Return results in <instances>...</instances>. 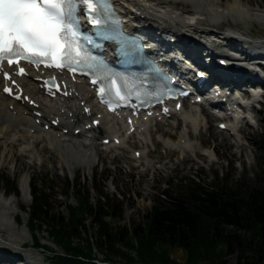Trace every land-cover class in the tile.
I'll return each instance as SVG.
<instances>
[{"label":"rangeland","instance_id":"374dc122","mask_svg":"<svg viewBox=\"0 0 264 264\" xmlns=\"http://www.w3.org/2000/svg\"><path fill=\"white\" fill-rule=\"evenodd\" d=\"M222 1L229 4L231 0ZM222 1L218 0V2ZM241 3L248 4L249 7L251 5L252 8L260 6L264 10V0H241ZM225 6L227 5L221 7L227 9ZM247 12H249L248 9ZM208 20V17H203V21ZM256 20H252L248 24V29H244V25L240 24L238 28H233L232 31L243 33L245 38L264 41V20ZM223 25H226L225 21L210 27L213 31L221 28L222 31L226 32L228 27ZM185 109L188 110L187 105ZM263 113L264 99L260 112L254 113L256 125L251 124L250 127H244L240 134L244 137L242 142L245 144L242 150L236 144L234 145V141L226 132L218 130L216 125L219 120L207 119L198 131L189 128V141L192 148L186 153L174 150V145L170 147V144L178 143V134L182 130V122H177L178 124L173 127L167 123L164 125L156 124L150 128L153 132L148 138L146 146L143 147L135 139H131L126 143V152L121 150L108 152L100 148V141L97 140L99 147L90 171L84 165H79L74 160L52 151L48 145L44 146L43 152H40L42 145L33 149L36 157L23 155L21 148L15 147L16 145L11 150L8 148L7 152L5 144L11 137L8 136L4 139V136L0 135V174L16 179L18 189V194L7 195L4 184L0 183V196L1 198L6 196V198H2V201L11 204L13 210V214L8 215L13 233L5 230L1 232V236L6 242L4 245L8 244L7 237L13 234V239L15 241L19 239L26 244L27 248L21 249L7 245L6 248L10 252H16L24 259L36 263H41L43 260L45 264H47V258L44 251L30 248L34 241L33 237L38 238L41 244L47 245L50 249L58 250L56 245L48 242L45 231H37L33 237L30 236L26 227V213L31 198L20 192V188L26 189V187L34 186L37 190H42L43 185H50L51 188L48 193L50 209L52 212L66 215L67 206L76 204L75 190L77 188L74 186L64 194V185L66 182L73 185L77 184L79 189L88 190V195L94 205H97L99 195H102V204L109 202L110 205H118L117 211H122L121 218L113 215L105 218L110 226L117 228L118 226L128 227L133 223H141L144 220L143 216L157 204L158 199L166 201V195L163 194V191L176 189L177 183L181 179H190L200 185L222 184L230 189L241 188L243 190L261 184L263 182L262 174L258 169V153L254 148L253 141L263 132L260 120ZM2 126L0 121V128ZM157 129L164 131L167 136H159L156 133ZM163 138L165 141L169 138L167 144H164ZM134 149L140 150L143 154L141 161L133 159L131 151ZM206 151L214 152V161L204 157ZM147 163L151 165V168H147ZM30 164L32 166L29 167ZM142 172L144 175L141 176ZM106 212L109 214L111 209L108 208ZM17 216L20 217V224L14 223ZM85 227V235L95 237L97 227L91 219L86 221ZM228 229L231 228L228 227ZM245 236L249 237V233H246ZM95 256L98 260H103L101 254L96 253ZM173 257L180 263L183 260L180 251H177ZM236 261V253L227 257L228 264ZM23 263V261L16 262V264Z\"/></svg>","mask_w":264,"mask_h":264},{"label":"trees","instance_id":"16d2710c","mask_svg":"<svg viewBox=\"0 0 264 264\" xmlns=\"http://www.w3.org/2000/svg\"><path fill=\"white\" fill-rule=\"evenodd\" d=\"M261 123L263 132L253 141L261 184L243 190L181 179L176 189L163 192L166 201L158 199L139 224L113 228L105 218H121L118 205L102 204L101 196L94 205L87 189L69 182L63 193L75 186L76 204L67 206L66 215L52 212L51 186L43 185L42 190L32 186L26 213L32 237L45 231L58 250L42 245L36 237L34 246L44 251L49 264H87L95 253L110 264H228L227 257L233 253L237 261L232 264H264V113ZM0 183L6 193H18L16 179L0 174ZM106 208L111 209L109 214ZM88 219L97 227L93 238L84 233ZM177 251L181 263L173 257Z\"/></svg>","mask_w":264,"mask_h":264},{"label":"bare ground","instance_id":"6f19581e","mask_svg":"<svg viewBox=\"0 0 264 264\" xmlns=\"http://www.w3.org/2000/svg\"><path fill=\"white\" fill-rule=\"evenodd\" d=\"M118 4H123L122 10L126 12L127 15L132 16L134 12H136L137 16L143 17L139 19V24L144 28L143 32L152 37V35H166L167 40L170 38H176V35H207L214 36L216 31L211 29V25H215L220 23L221 21H225L228 29L224 33V35L229 38L227 41H233L234 39L239 40V38L244 37L242 33L239 31H232L233 28H238V25L243 24L244 29H248V24L252 20H264V10L261 9L260 6L256 8H252L251 5L249 7L248 4H242L241 0H231L228 4L227 2H218V0H115ZM225 6L227 9H223L221 6ZM247 9L249 12H247ZM208 15H207V13ZM203 17H208V21H203ZM223 17V18H221ZM223 19V20H222ZM209 22V24H208ZM262 23V22H261ZM222 35V34H218ZM250 49L252 52H263L264 46L255 40L251 41ZM190 51L193 49L188 48ZM222 59V57H220ZM241 76H245L242 74ZM32 79L25 78L22 79L21 82L25 84V91L32 99L39 104L40 108L35 109L38 112L42 113L40 120L43 125L48 124L46 121L48 118L55 120V118L60 119L63 123L61 129H71L70 135H58L57 133L60 130L46 134L43 131H38L37 126L34 124L35 117L32 115V111L34 110L32 107H26L18 105V103L10 102L7 98L0 96V121L2 123V128H0V135L4 136V139L8 136L11 137L5 144L8 152L14 147L19 146L21 148L22 154L27 155L28 157L34 156L33 149H35L38 145H42L41 151L43 152L45 149V145H49V148L56 152L57 154H62L66 158L74 160L79 165H84L88 171L91 170L93 163L95 162V155L98 151L97 139L87 138L85 134L90 133L97 134L98 132L102 133V137L105 139L108 138L115 133H120L123 128V124L118 122H112L107 117L100 119V126L97 127L94 131L85 132L78 136H74L72 131L79 129V123L81 119H85V117L80 113V108L78 104L81 101L85 103H90V95L84 89V86L81 84H77L75 86V93L78 94L76 97L78 98L77 103H73V100H65L62 101L60 106L57 103L49 102L48 104L44 102L42 96H40L39 91L36 89L35 84L31 82ZM74 93V94H75ZM13 106V110H10L9 107ZM231 106V105H230ZM180 112L177 116H172L169 120L164 123H169L172 127L176 125L177 122H182V130L178 134V143L170 144V147L174 145V150H178L181 152H188L191 150V145L189 141V128L192 130H197L202 126L203 119L200 115V111L198 108L188 107ZM63 110V111H62ZM97 114H101L100 112H94L91 119H86L82 126L90 124L92 119H95L94 116ZM224 122V121H221ZM233 122L225 121L228 129L226 132L229 137L234 141V145L242 150L243 144V136L239 135L231 136L230 131L233 127ZM42 127V126H41ZM136 129L139 130V133L135 134L134 139L141 146H146L148 144V137L150 138L152 132L150 130V126L146 123L136 126ZM31 130H34L31 133ZM123 131V130H122ZM123 133V132H122ZM121 133V134H122ZM156 133L159 136H167L164 131L156 130ZM12 134V135H11ZM94 137V136H93ZM169 138L165 141L164 144H167ZM126 138L121 140V143L115 149L126 152ZM241 141V142H240ZM31 145V147H30ZM100 148L103 149V146L100 144ZM142 147V148H143ZM108 152H111L112 149L106 147ZM4 150V151H5ZM135 151H131L132 155H134ZM208 154L204 155L211 161L213 157L210 154L214 153L207 151ZM215 157V156H214ZM133 159L135 160L134 156ZM143 159V154L140 156L138 160ZM137 160V161H138ZM147 168H151L149 163L146 164ZM32 166L31 164L29 167ZM144 175V172L141 173V176ZM0 196V241L2 239V234L4 230L9 233H13V229L11 223L9 221V214H13V210L11 208V204H7ZM13 234L7 237L8 245L16 248H21L24 246L22 241L13 239ZM21 237V235H19ZM7 245L0 246V264L8 261L7 264H14L15 261H23L22 256L18 253L16 254L10 252ZM15 251V250H14ZM26 264H34L28 261Z\"/></svg>","mask_w":264,"mask_h":264},{"label":"snow or ice","instance_id":"6c2138e0","mask_svg":"<svg viewBox=\"0 0 264 264\" xmlns=\"http://www.w3.org/2000/svg\"><path fill=\"white\" fill-rule=\"evenodd\" d=\"M112 2L0 0V60L7 58L11 64L14 57H22L35 63L40 56H45L52 57L55 62L59 53L63 59L55 66L70 67L73 60L71 47L61 51V41L75 45L81 52L87 51L86 46L93 43V37L81 30L80 13L83 11L84 18L96 29L106 30L118 23L111 11Z\"/></svg>","mask_w":264,"mask_h":264}]
</instances>
